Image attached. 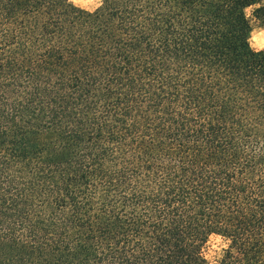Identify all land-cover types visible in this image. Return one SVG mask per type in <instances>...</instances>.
<instances>
[{"label":"trees","instance_id":"16d2710c","mask_svg":"<svg viewBox=\"0 0 264 264\" xmlns=\"http://www.w3.org/2000/svg\"><path fill=\"white\" fill-rule=\"evenodd\" d=\"M251 10V14L247 10ZM264 0H0V264H264Z\"/></svg>","mask_w":264,"mask_h":264},{"label":"rangeland","instance_id":"374dc122","mask_svg":"<svg viewBox=\"0 0 264 264\" xmlns=\"http://www.w3.org/2000/svg\"><path fill=\"white\" fill-rule=\"evenodd\" d=\"M76 5L88 9L94 10L100 4L101 0H71ZM247 13L250 15L251 10L248 9ZM250 42L252 47L255 49H263L264 48V25L253 21V31L251 33ZM227 246V242L220 236L213 235L207 246L205 254L207 256L208 261L213 264L215 261L222 255L223 249Z\"/></svg>","mask_w":264,"mask_h":264}]
</instances>
